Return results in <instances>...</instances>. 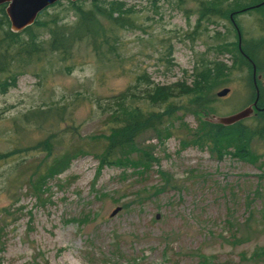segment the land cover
Instances as JSON below:
<instances>
[{"label":"rangeland","instance_id":"obj_1","mask_svg":"<svg viewBox=\"0 0 264 264\" xmlns=\"http://www.w3.org/2000/svg\"><path fill=\"white\" fill-rule=\"evenodd\" d=\"M123 1L134 27L116 31V57L98 59L79 45L69 61H41L0 95V264H264V139L241 161L218 158L188 133L202 116L216 121L251 104L247 69L226 72L197 115L186 97H175L178 110L157 131L116 153L129 164L99 165L106 127L96 101L132 87L141 74L158 86L188 84L192 65L204 56L231 68L230 54L209 52L236 42L228 19L220 18L201 22L196 39L183 37L199 4L210 0ZM49 12L72 21L64 3ZM258 18L253 11L234 17L243 44L264 40ZM255 57L264 95V47ZM222 88L227 94L215 97ZM53 106L64 107V121H20L31 108ZM252 114L243 121L254 123ZM49 134L63 139L51 156L36 147ZM77 144L82 151L65 170L47 172L53 156ZM135 149L149 161L133 165Z\"/></svg>","mask_w":264,"mask_h":264},{"label":"trees","instance_id":"obj_2","mask_svg":"<svg viewBox=\"0 0 264 264\" xmlns=\"http://www.w3.org/2000/svg\"><path fill=\"white\" fill-rule=\"evenodd\" d=\"M258 1L260 0L201 2L193 30L185 32L183 37L192 41L198 37L197 30L203 22L209 24L211 18L229 20L230 14H238L242 9ZM62 3L72 14V21L69 23L64 22V18L57 12H49L51 8L60 7ZM82 4L81 1H57L39 12L30 26L18 32L10 30L4 14V5H0V95L14 88L17 78L29 72L41 61L51 57H56L60 62L69 61L76 46H85L98 59L109 60L117 56L119 39L116 31L134 27L132 8L127 7L123 0L91 1L88 8H84ZM253 12L259 15L258 21L263 26L261 30H264V4L255 8ZM253 44L251 56L245 44L242 43L240 49L251 58L257 70L255 53L264 47V40ZM210 51L209 53L213 55L230 54L233 57L231 68L226 67L221 61L204 56L192 65L187 75L188 84L184 81L158 86L152 84L146 75L141 74L136 76L132 87L109 96L103 103L96 101L97 110L104 117L106 127V133L98 139L104 140L102 151L97 156L100 166L129 164L130 158L116 153L134 147V142L143 132L157 131L164 118L171 117L174 111L178 110L173 103L175 97H186L189 107L195 108L193 109L195 112H192L197 115V109H203L212 101L211 90L224 82L226 72L233 68L238 71L247 69L250 72L249 64L238 52L236 43H218ZM170 54L171 47H168L166 56ZM65 70L69 72L67 67ZM249 76L248 80L251 82V74ZM256 86L258 89L256 105L261 109L264 107V95L257 84V79ZM251 90L254 99L252 82ZM64 115V107H34L21 114L20 121L24 125L40 126L45 121L51 122L52 119L64 121V118L62 119ZM252 115L254 121L252 124L240 120L227 126L211 123L207 117L202 116L203 119L200 117L197 120L196 129L188 131L189 137L192 142L209 148L218 158L228 154L241 161L249 160L254 153L253 143L264 139V111L257 110ZM61 142H63L61 137L49 134L39 141L36 147L38 151L51 156L53 149L63 147ZM81 151L82 145H70L61 154L53 156L46 168L47 172H62ZM135 152L138 160L135 164L132 163L133 165L138 166L149 161L143 151L135 149Z\"/></svg>","mask_w":264,"mask_h":264},{"label":"water","instance_id":"obj_3","mask_svg":"<svg viewBox=\"0 0 264 264\" xmlns=\"http://www.w3.org/2000/svg\"><path fill=\"white\" fill-rule=\"evenodd\" d=\"M57 1H69V2H76V1H96V0H0V5H4V14L7 18V21L10 26V30L12 32H18L24 29L27 26H30L39 12L44 10L45 8L51 6ZM261 5L264 4V0L260 3ZM258 6V5H257ZM256 6V7H257ZM238 37V47H239V34L237 33ZM256 79L255 76V66L251 62V82L254 89V99L253 102L248 105L247 107L230 114L229 116H225L223 118H219L216 121H209L215 124L221 125H231L237 121L243 120L249 117L253 110H256V102L258 99V89L256 86ZM228 89L222 88L221 90L215 93V97H223L227 94ZM264 111V107L260 109ZM119 208L114 209L111 212V216L114 215Z\"/></svg>","mask_w":264,"mask_h":264},{"label":"flooded vegetation","instance_id":"obj_4","mask_svg":"<svg viewBox=\"0 0 264 264\" xmlns=\"http://www.w3.org/2000/svg\"><path fill=\"white\" fill-rule=\"evenodd\" d=\"M263 0H260V1H258V3H256V4H254V5H251V6H249V7H246V8H244V9H242V11L241 12H239L238 14H230L229 15V23L231 24V26H232V28H233V30H234V33H235V36H236V48H237V50H238V52L240 53V55L242 56V58L243 59H245L247 62H248V64H249V67H250V74H251V58H248L245 54H243L242 53V51H241V44H242V39H241V34H240V31H239V28H238V26L236 25V23H235V19H234V17L236 16V15H239V14H241V13H244V12H251V11H253L255 8H258L259 6H261V2H262ZM258 5V6H257ZM257 6V7H256ZM193 30V29H192ZM237 33L239 34V47H238V37H237ZM254 44L252 43V46H253ZM246 49H247V51L249 52V54H250V56H251V38L250 39H248V42L246 43ZM257 70L255 69V76H256V72ZM253 102V101H252ZM251 102V103H252ZM257 104V103H256ZM257 110H260L259 108H257V105H256V110H253V112L254 111H257Z\"/></svg>","mask_w":264,"mask_h":264}]
</instances>
